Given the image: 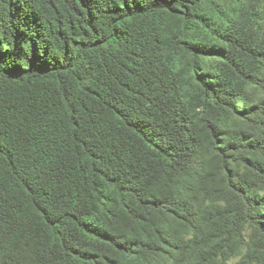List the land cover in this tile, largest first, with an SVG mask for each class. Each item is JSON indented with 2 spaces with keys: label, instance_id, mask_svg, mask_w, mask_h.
Returning <instances> with one entry per match:
<instances>
[{
  "label": "trees",
  "instance_id": "trees-1",
  "mask_svg": "<svg viewBox=\"0 0 264 264\" xmlns=\"http://www.w3.org/2000/svg\"><path fill=\"white\" fill-rule=\"evenodd\" d=\"M237 6L0 0V264H264V9Z\"/></svg>",
  "mask_w": 264,
  "mask_h": 264
},
{
  "label": "rangeland",
  "instance_id": "rangeland-1",
  "mask_svg": "<svg viewBox=\"0 0 264 264\" xmlns=\"http://www.w3.org/2000/svg\"><path fill=\"white\" fill-rule=\"evenodd\" d=\"M217 5L226 10L229 11L230 9H236L238 8V4H245L247 8L254 7L255 10L261 11L264 9V0H216ZM199 62L204 67L203 69H208L210 66V60L209 56H201L199 55ZM177 68L180 70H184L187 76H191L190 72L188 70L189 64H192L196 67H199L197 64V57L193 56H186V55H180L176 59ZM200 73V72H197ZM238 259L234 260L232 264H237Z\"/></svg>",
  "mask_w": 264,
  "mask_h": 264
}]
</instances>
